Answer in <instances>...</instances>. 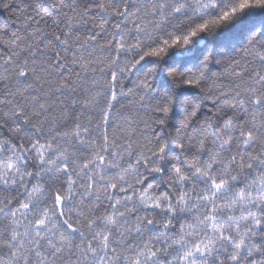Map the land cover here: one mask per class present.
Wrapping results in <instances>:
<instances>
[{
  "label": "snow or ice",
  "instance_id": "obj_1",
  "mask_svg": "<svg viewBox=\"0 0 264 264\" xmlns=\"http://www.w3.org/2000/svg\"><path fill=\"white\" fill-rule=\"evenodd\" d=\"M0 12V264H264V0Z\"/></svg>",
  "mask_w": 264,
  "mask_h": 264
},
{
  "label": "trees",
  "instance_id": "obj_2",
  "mask_svg": "<svg viewBox=\"0 0 264 264\" xmlns=\"http://www.w3.org/2000/svg\"><path fill=\"white\" fill-rule=\"evenodd\" d=\"M3 15L4 14L0 12V18H2ZM262 24H264V12L252 13L243 21L219 30L213 37H202V42L200 44L196 42L193 48L186 53V56L195 63L202 57L205 51L211 49L213 56L219 57L224 52L231 51L234 47L242 45L246 41L248 33ZM217 68L218 66L214 62L210 64V70H216ZM165 80L166 77L163 72H161L157 77V82L162 84ZM185 91L189 94L195 92L194 89H187Z\"/></svg>",
  "mask_w": 264,
  "mask_h": 264
},
{
  "label": "water",
  "instance_id": "obj_3",
  "mask_svg": "<svg viewBox=\"0 0 264 264\" xmlns=\"http://www.w3.org/2000/svg\"><path fill=\"white\" fill-rule=\"evenodd\" d=\"M201 42H202V40H201V39L197 41V43H199V44H200Z\"/></svg>",
  "mask_w": 264,
  "mask_h": 264
}]
</instances>
